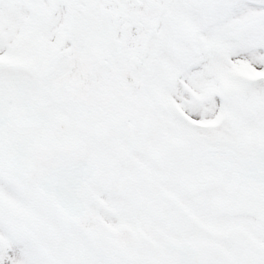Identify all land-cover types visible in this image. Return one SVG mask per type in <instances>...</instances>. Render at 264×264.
<instances>
[{
	"label": "snow or ice",
	"instance_id": "obj_1",
	"mask_svg": "<svg viewBox=\"0 0 264 264\" xmlns=\"http://www.w3.org/2000/svg\"><path fill=\"white\" fill-rule=\"evenodd\" d=\"M0 264H264V0H0Z\"/></svg>",
	"mask_w": 264,
	"mask_h": 264
}]
</instances>
